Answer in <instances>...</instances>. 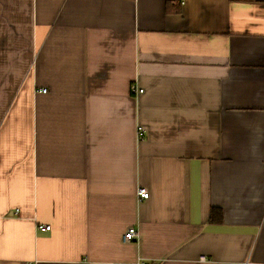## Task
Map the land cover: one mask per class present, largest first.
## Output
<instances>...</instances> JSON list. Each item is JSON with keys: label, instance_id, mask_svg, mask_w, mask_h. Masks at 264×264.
<instances>
[{"label": "crops", "instance_id": "obj_1", "mask_svg": "<svg viewBox=\"0 0 264 264\" xmlns=\"http://www.w3.org/2000/svg\"><path fill=\"white\" fill-rule=\"evenodd\" d=\"M136 261L264 264V0H0V264Z\"/></svg>", "mask_w": 264, "mask_h": 264}, {"label": "built area", "instance_id": "obj_2", "mask_svg": "<svg viewBox=\"0 0 264 264\" xmlns=\"http://www.w3.org/2000/svg\"><path fill=\"white\" fill-rule=\"evenodd\" d=\"M131 90L132 92H136V93H141L143 91L142 88H137L134 84L131 85ZM42 92H45L46 89L42 88L41 89ZM146 132V128L144 125L142 124H137L136 126V138L138 140L143 139L144 134ZM136 196L138 197V199H146L148 197V190L146 189V187L144 186H138L136 189ZM36 228L40 231H47L50 229V225L49 224H45V223H37ZM137 237V232L133 227H128L123 235H122V240L123 241H131L133 239H135ZM139 261H136L135 263L132 264H139Z\"/></svg>", "mask_w": 264, "mask_h": 264}, {"label": "trees", "instance_id": "obj_3", "mask_svg": "<svg viewBox=\"0 0 264 264\" xmlns=\"http://www.w3.org/2000/svg\"><path fill=\"white\" fill-rule=\"evenodd\" d=\"M218 216H219V213H218V212H215V209L212 208L211 211H210V220H214L215 217H216V219H217Z\"/></svg>", "mask_w": 264, "mask_h": 264}]
</instances>
